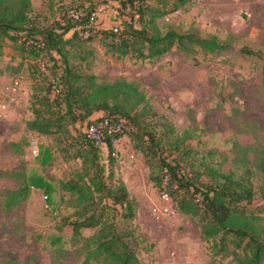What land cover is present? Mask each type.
I'll return each mask as SVG.
<instances>
[{
	"label": "rangeland",
	"instance_id": "rangeland-1",
	"mask_svg": "<svg viewBox=\"0 0 264 264\" xmlns=\"http://www.w3.org/2000/svg\"><path fill=\"white\" fill-rule=\"evenodd\" d=\"M82 3L84 0H31L30 15L35 24L47 27L66 10L83 14ZM94 3L96 29L116 27L127 19L122 12L128 10L120 7L119 0ZM157 25L163 31L172 28L200 37L215 35L230 47L215 53L197 46L189 52L173 47L162 56L137 60L112 55L97 36L74 44L69 62L94 74L97 82L124 79L134 83L154 112L145 117L148 129L166 140L168 126L184 136L178 149L170 151L166 143L165 149L173 156L184 146L196 152L181 159V164L200 191L206 190L218 173L238 176L250 169L255 193L239 206L264 225L260 194L264 183V0H192L159 18ZM241 48L254 54L243 55ZM26 55L18 49L17 41L5 40L0 49V105L4 106H0V264H104L101 257L87 258L88 248L71 237L70 228L62 221L73 219L75 196L64 192L60 184L79 167V161L71 158L75 145L70 134L79 136L83 122L69 125V135H43L26 126L33 118L32 95L38 88L42 94L59 77L61 59L47 52L37 57ZM55 95L49 93L51 98ZM131 129L128 125L113 146L112 168H107L106 144L99 149L105 172H113L112 184L122 179L135 201L134 224L142 239L139 264H239V248L231 236L226 239V254L213 255L210 243L202 238L198 217L178 208L168 216L153 214L157 182L150 172L156 170L148 168L145 157L134 147L127 134ZM41 146L48 147L52 155L45 164L40 163ZM32 173L50 182L52 193L33 188L18 204L6 208L7 193L21 188ZM93 233L94 229L82 230L86 237Z\"/></svg>",
	"mask_w": 264,
	"mask_h": 264
},
{
	"label": "trees",
	"instance_id": "trees-1",
	"mask_svg": "<svg viewBox=\"0 0 264 264\" xmlns=\"http://www.w3.org/2000/svg\"><path fill=\"white\" fill-rule=\"evenodd\" d=\"M191 1L119 0L120 7L128 10L127 14L122 12L127 19L116 27L96 29L94 26L84 27L95 10L94 0H84L81 4L83 14L74 11L78 13L77 18L66 10L62 18L47 27L32 20L31 0H0V49L5 40H12L18 42V49L28 57L47 52L61 59L62 72L53 80L59 91L51 98L50 83L42 94L41 89H36L30 106L33 118L26 124L28 130L43 135H69V125L82 123L85 119L94 122L97 119L92 116L98 112L107 117L124 118L132 128L127 130V134L134 147L143 154L148 168L156 170L155 173L150 172L151 179L158 186L165 174L169 176V185L177 186L175 191H171L176 208L198 217L202 238L210 243V252L225 255L228 250L226 239L231 236L239 248L236 252L239 264H264V225L260 226L255 217L246 215L239 206L254 196L251 170L247 168L238 176L233 172L218 173L211 185L200 191L181 164V159L196 152L184 146L173 156L165 149L163 144H167L170 151L178 149L184 142V136H179L173 127L168 126L166 135L169 140H166L163 135L148 129L145 117L153 116L154 112L145 94L134 83L124 79L111 83L97 82L96 76L86 72L80 64L69 62L74 44H84L97 36L106 51L118 58L151 59L168 53L173 47L185 52L194 46L209 53L227 50L230 45L219 41L215 35L200 37L194 32L180 33L172 28L163 31L158 27L159 18L180 10ZM239 53L254 54L246 48H241ZM262 72L264 74V63ZM61 106V111L55 110ZM70 139L75 145L71 158L80 164L60 184L61 189L75 196L76 200L73 219L64 218L63 226L70 228L74 240L83 241V246L88 248L87 258L101 257L104 264H139L138 250L142 239L134 224L135 201L129 197L124 181L118 178L112 184L113 172H105L99 147L90 143L82 132L79 136L70 134ZM113 146L111 139L107 138L109 169L115 163ZM40 153L41 164L52 159L48 147L41 146ZM23 183L21 188L7 193L4 200L6 208L18 204L33 188L46 194L53 191L51 183L36 173L28 175ZM260 194L264 199V183ZM83 229H94V233L89 237L83 236Z\"/></svg>",
	"mask_w": 264,
	"mask_h": 264
},
{
	"label": "built area",
	"instance_id": "built-area-1",
	"mask_svg": "<svg viewBox=\"0 0 264 264\" xmlns=\"http://www.w3.org/2000/svg\"><path fill=\"white\" fill-rule=\"evenodd\" d=\"M74 18L78 17V13L71 12ZM96 13L93 12L89 16V21L84 27L94 26ZM59 91V86L53 82L51 85V93L56 94ZM1 106V105H0ZM3 109L4 106L2 105ZM94 122H90L87 119L83 121L81 132L85 135L86 139L94 146L99 147L106 144L107 138H110L113 145L120 141L123 132L128 129L127 121L124 118H115L100 116L96 118ZM170 178L165 174L157 186V200L152 205V212L155 215H171L175 212L176 201L173 198L171 191H175L177 186L169 185ZM199 201V199H196Z\"/></svg>",
	"mask_w": 264,
	"mask_h": 264
},
{
	"label": "crops",
	"instance_id": "crops-1",
	"mask_svg": "<svg viewBox=\"0 0 264 264\" xmlns=\"http://www.w3.org/2000/svg\"><path fill=\"white\" fill-rule=\"evenodd\" d=\"M100 112H98V113H96V114H94L93 116H92V118H97V117H100ZM123 138V137H122ZM121 139V138H120ZM137 201V200H136Z\"/></svg>",
	"mask_w": 264,
	"mask_h": 264
}]
</instances>
